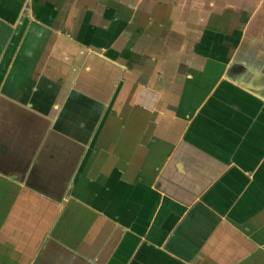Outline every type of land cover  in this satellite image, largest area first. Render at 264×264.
<instances>
[{
    "label": "crops",
    "instance_id": "obj_1",
    "mask_svg": "<svg viewBox=\"0 0 264 264\" xmlns=\"http://www.w3.org/2000/svg\"><path fill=\"white\" fill-rule=\"evenodd\" d=\"M189 1L0 0V264H264V31Z\"/></svg>",
    "mask_w": 264,
    "mask_h": 264
},
{
    "label": "rangeland",
    "instance_id": "obj_2",
    "mask_svg": "<svg viewBox=\"0 0 264 264\" xmlns=\"http://www.w3.org/2000/svg\"><path fill=\"white\" fill-rule=\"evenodd\" d=\"M195 2H199L198 6L201 7V9H204L208 13H212L214 11L221 12L220 15H222L223 21L226 20H232V27L236 29L237 31V40L241 39V37L246 36V31L248 25H250V28H254L255 30V36H259L261 31H264V0H190V5L197 6ZM248 6V7H247ZM235 7V8H234ZM231 11L232 17H230L227 13ZM221 20V18H220ZM251 23V24H250ZM229 24V21H228ZM227 24V25H228ZM230 25V24H229ZM228 27H224L222 30H225L226 32L229 30ZM249 33V31H248ZM221 36V43H227L229 40H225L224 34L219 33H213L212 31H207L205 33L206 40L209 41L212 40L214 37ZM227 36V35H226ZM251 37V35H249ZM217 41V40H216ZM224 46V45H223ZM207 53H213L212 50L206 51ZM6 195L2 194L0 195V209L2 205H6L7 200L5 201ZM1 211V210H0ZM2 212H0L1 214ZM6 214V209L3 212V217ZM3 232L6 233V225H4ZM4 234L0 236V245L4 243ZM1 247V246H0Z\"/></svg>",
    "mask_w": 264,
    "mask_h": 264
},
{
    "label": "flooded vegetation",
    "instance_id": "obj_3",
    "mask_svg": "<svg viewBox=\"0 0 264 264\" xmlns=\"http://www.w3.org/2000/svg\"><path fill=\"white\" fill-rule=\"evenodd\" d=\"M237 31L235 29V31L233 32V40L237 41ZM233 72H236L237 74H243L245 72V70L241 69L240 67H236V69H234ZM41 169V168H40ZM35 169L32 174L31 177L28 179L30 185H34L38 188H42V189H46V190H50V192H58L59 189L61 188H66L68 182H69V177L68 176H62V177H54V176H49V175H45L43 172V169ZM51 192V194H52ZM54 194V193H53Z\"/></svg>",
    "mask_w": 264,
    "mask_h": 264
},
{
    "label": "water",
    "instance_id": "obj_4",
    "mask_svg": "<svg viewBox=\"0 0 264 264\" xmlns=\"http://www.w3.org/2000/svg\"><path fill=\"white\" fill-rule=\"evenodd\" d=\"M28 165H26V167H27ZM15 180H18V181H22L23 180V178H14ZM30 185V184H29Z\"/></svg>",
    "mask_w": 264,
    "mask_h": 264
}]
</instances>
